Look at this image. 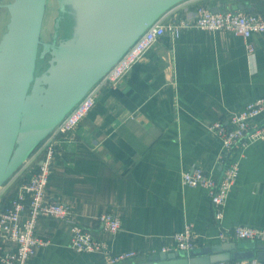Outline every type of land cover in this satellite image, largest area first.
Listing matches in <instances>:
<instances>
[{
  "label": "crops",
  "instance_id": "crops-1",
  "mask_svg": "<svg viewBox=\"0 0 264 264\" xmlns=\"http://www.w3.org/2000/svg\"><path fill=\"white\" fill-rule=\"evenodd\" d=\"M178 3L180 8L167 21L193 17L198 3L219 10L241 9L243 4V10L264 14V0ZM260 97H264V33H253L247 41L230 31L195 26L181 28L178 35L167 31L117 86H103L87 116L60 138L47 196L66 204L71 220L89 228L111 252L139 251L121 264L145 262L163 247L174 248V233L187 223L202 246L219 243L209 190L184 184L182 173L200 164L222 177L224 167L218 157L223 144L209 125L218 119L227 121L231 113ZM35 157L31 154L3 185L9 193L35 167ZM236 157L239 176L222 222L264 227V140L248 144ZM103 212L119 216L121 227L116 233L100 227L97 216ZM35 233L43 243L35 247L27 264L104 261L103 251L77 252L70 246L67 220L40 216ZM234 241L241 249L255 245ZM2 246L14 250L16 243L4 239ZM177 262L168 259L157 264Z\"/></svg>",
  "mask_w": 264,
  "mask_h": 264
},
{
  "label": "water",
  "instance_id": "water-1",
  "mask_svg": "<svg viewBox=\"0 0 264 264\" xmlns=\"http://www.w3.org/2000/svg\"><path fill=\"white\" fill-rule=\"evenodd\" d=\"M181 1L58 0L51 41L41 38L47 0L0 3V12L5 7L10 14L0 38V189L136 39ZM239 7L243 10L245 5ZM68 12L71 34L57 39ZM47 54V67L37 73L38 59ZM238 245L233 240L188 252L159 251L138 264L168 259L179 261L174 264L253 257L264 261V242H255L251 249Z\"/></svg>",
  "mask_w": 264,
  "mask_h": 264
},
{
  "label": "built area",
  "instance_id": "built-area-1",
  "mask_svg": "<svg viewBox=\"0 0 264 264\" xmlns=\"http://www.w3.org/2000/svg\"><path fill=\"white\" fill-rule=\"evenodd\" d=\"M180 5L179 3L173 5L151 24L32 153V156L37 157L35 167L29 172L28 179L18 187L9 205L0 210V264L28 263L35 247L43 243L35 233L37 219L40 216L69 221L72 232L70 246L77 252L103 251L105 256L102 264H121L139 255V251L136 250L118 254L111 252L106 243L94 236L89 228L71 220L70 210L66 204L48 198L47 185L51 163L60 138L68 136L87 116L94 107L102 87L117 86L129 69L167 31L172 35H178L181 28L195 26L208 30L230 31L247 41L253 33H264L263 13L238 8H226L215 12L211 5L204 3L195 5L193 17L167 21L166 17L176 12ZM247 48L249 51L253 49L250 42L247 43ZM209 128L218 134L223 144L218 157V162L224 167L223 175L216 177L202 165L196 164L192 169L183 171L182 182L190 186H203L209 190L214 221L217 224L216 237L221 242L239 239L264 242V227L241 223L225 226L222 222L229 192L239 176L240 161L236 157L237 152L250 143L264 140V97L247 102L243 108L231 113L227 121L222 119L213 121ZM29 159L25 161L24 166ZM97 219L100 227L105 231L116 233L121 227L120 218L114 213L103 212L97 216ZM4 239L14 241L16 248L5 250L2 246ZM174 239L175 247H163L162 251L188 252L202 246L199 236L190 223H187L182 231L174 233ZM209 264H264V261L253 257L221 260Z\"/></svg>",
  "mask_w": 264,
  "mask_h": 264
},
{
  "label": "rangeland",
  "instance_id": "rangeland-1",
  "mask_svg": "<svg viewBox=\"0 0 264 264\" xmlns=\"http://www.w3.org/2000/svg\"><path fill=\"white\" fill-rule=\"evenodd\" d=\"M11 0H0V3H7L10 2ZM58 0H47V7H46V13H45V18H44V23H43V27H42V34H41V38L45 41H50L52 39V35L54 33V24H55V18L58 15ZM9 12L7 10V8L3 7L1 12H0V38L1 35L4 33V31L6 30V25L8 23L9 20ZM67 28H68V21H63V24L60 28V37L65 36L66 32H67ZM50 55L47 54L45 56L44 59L39 58L38 59V68H37V72H40L42 70H44V68L47 67L48 65V59H49ZM41 59V61H40ZM16 179V178H15ZM14 179V181H15ZM13 181V183H14ZM9 189V188H8ZM7 187L5 188L4 186L1 187L0 189V195L3 194H8L10 190H8ZM240 242H247L248 244H253L254 242L252 240L249 239H239Z\"/></svg>",
  "mask_w": 264,
  "mask_h": 264
},
{
  "label": "trees",
  "instance_id": "trees-1",
  "mask_svg": "<svg viewBox=\"0 0 264 264\" xmlns=\"http://www.w3.org/2000/svg\"><path fill=\"white\" fill-rule=\"evenodd\" d=\"M44 58H45V57H43V58H41V59H44ZM41 59H40V61H41ZM37 68H38V67H37ZM44 69H45V68H44ZM42 71H43V70H42ZM36 72H37V71H36ZM40 72H41V71H40ZM40 72H37V73H40ZM41 144H42V141L37 145V147L35 148V150H36ZM35 150H34V151H35ZM34 151H33V152H34ZM20 168H21V167H20ZM20 168H19V169H20ZM19 169H18V170H19ZM18 170H17V171H18ZM17 171H16V172H17ZM16 172L14 173V175L16 174ZM14 175H13V176H14ZM13 176H12V177H13ZM12 177H11V178H12ZM28 177H29V174H26L22 179H18V180H17L18 182L16 183V184H17V185H16L17 187H16L15 189H13L12 192L8 193L7 195H5V194H1V195H0V210H1L2 208H4V207H6V206L9 205V203H10L11 199L14 197V195H15V193H16L18 187H19V186H20V185H21L26 179H28ZM11 178H10V179H11ZM10 179H9V180H10ZM9 180L6 181L5 184H7V182H9ZM5 184H4V185H5Z\"/></svg>",
  "mask_w": 264,
  "mask_h": 264
},
{
  "label": "flooded vegetation",
  "instance_id": "flooded-vegetation-1",
  "mask_svg": "<svg viewBox=\"0 0 264 264\" xmlns=\"http://www.w3.org/2000/svg\"><path fill=\"white\" fill-rule=\"evenodd\" d=\"M63 21H68L67 32H66L65 36H62L63 38H65V37H68L69 34H71V31H72V25H73V19H72V16L70 15L69 12L65 14V18H64ZM63 21H62V24H63ZM62 24H61V26H62ZM59 31H60V30H59ZM59 33H60V32H59ZM53 35H54V33H53ZM53 35H52V36H53ZM58 37L60 38V34H58L57 39H58ZM52 38H53V37H52ZM51 40H53V39H51ZM51 40H50V41H51Z\"/></svg>",
  "mask_w": 264,
  "mask_h": 264
}]
</instances>
